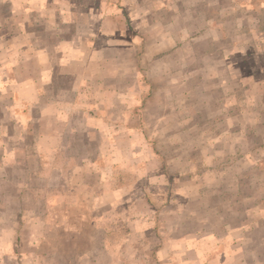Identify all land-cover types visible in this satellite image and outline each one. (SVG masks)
<instances>
[{
    "label": "rangeland",
    "instance_id": "rangeland-1",
    "mask_svg": "<svg viewBox=\"0 0 264 264\" xmlns=\"http://www.w3.org/2000/svg\"><path fill=\"white\" fill-rule=\"evenodd\" d=\"M16 1L23 6L29 4L26 0ZM223 1L226 0H219V7ZM202 2L203 5L196 0H40L39 11L31 12L36 19L34 25L6 28L0 24V35L7 30L20 37L17 42L11 38L10 46L18 53V60L19 57L25 60L27 77L33 76L38 66L46 67L36 60V50H40L41 44L44 59L51 56L50 63H55L61 60L57 58L60 54L64 64L67 63L64 69L73 73L69 81L72 91L65 94L46 90L40 107L31 111L32 115L44 112L46 119L58 118L59 123L54 126L61 135L60 142L77 154L71 167L66 163L67 156H58L62 168L50 174L46 171L50 177L36 181L43 184L41 195L52 205L44 207L50 213L46 226L58 222L53 217L63 215L69 205L71 209L91 206L99 212L97 195L115 185L118 198L123 199L122 206L116 209H124L131 202L133 214L154 212L151 221L145 215L134 218L138 223H132L125 220L129 215L115 217L111 204L101 206L100 211L107 215V238L112 239L119 255L118 264H160L154 251L159 246L158 238L148 232L146 221L152 222L156 232L174 228L180 235L185 230L192 233L195 230L204 237L211 232L223 235L225 229L219 228V220L215 218L219 211L231 209L237 213L246 205L258 206L254 205L259 201L257 185L264 181V123L258 127L247 124L246 119L243 125L249 132L246 131L245 139L237 133L218 138L227 131V123L221 120L227 111L222 110L224 102L221 105V99L218 100L225 93L223 89L219 93L204 87L210 88L222 78L198 75L194 70L200 65L208 70L210 64L223 63L220 56L230 45L233 27L226 28L231 33L224 40L216 43L206 40L209 32L195 21L197 12L210 17L206 8L209 2ZM221 14L224 20L234 19V14L228 11ZM6 15L12 14L5 9L0 11V18ZM29 15L28 7L16 12L14 19L27 23ZM36 34H48L37 49ZM71 35L73 41H64ZM51 37L58 41L54 43ZM71 101L75 106L69 105ZM81 110L86 121L81 120ZM234 119L242 120L240 116ZM13 120L11 117L10 122H0V127L6 133L20 131L22 128ZM43 125L44 129H51L50 123ZM239 126L240 123L234 124L232 131L238 132ZM106 134L113 137L101 139ZM213 139L216 142L212 147ZM61 143L49 140L47 146ZM246 148L253 151L249 165V160L240 155ZM99 149L100 156L96 152ZM89 152L91 164L84 156ZM256 160L259 161L255 166ZM102 164L111 182H99L98 168ZM214 166L220 170L214 171ZM3 173L0 170V206L16 210L14 201L3 202V195L13 186V182L11 187L2 183ZM115 174L121 182L114 181ZM196 174L215 178L203 184V196H195L191 188L182 191L184 181L198 178ZM31 193L28 186L26 195ZM248 194L252 196L250 204ZM182 196L186 202L182 203ZM237 219V215L232 217L229 224H237ZM134 227L139 233L130 237ZM252 227L255 229L248 241L242 234L236 238V258L248 264H264V218L255 221ZM47 253L42 250L44 256ZM207 253L208 258L213 256V252ZM50 262L47 259L44 264Z\"/></svg>",
    "mask_w": 264,
    "mask_h": 264
},
{
    "label": "crops",
    "instance_id": "crops-1",
    "mask_svg": "<svg viewBox=\"0 0 264 264\" xmlns=\"http://www.w3.org/2000/svg\"><path fill=\"white\" fill-rule=\"evenodd\" d=\"M39 1L26 0V3L29 4L23 6V3H18V1L0 0V11L5 9L12 14L0 18L1 26L19 28L27 24L34 25L36 19L33 18L34 15L32 16L33 13L31 12H36L39 9L37 7ZM196 1L202 5L204 4L202 1L209 2L206 3V8L211 13L208 14L210 17H204L202 12H197L195 21L199 23L202 29L204 28L209 32L205 39L210 43L224 40L226 34L229 36V33H231L228 30L226 32V28L233 27L231 38L228 39L230 45L222 51L220 56L223 62L219 65L220 67L217 64H210L208 70H206L203 65H200L194 72L198 75H210V78H222L221 84L215 82L210 88L204 87L205 90H218L219 93L223 89L225 93V97L219 95L218 100L221 99V105L224 102V109L222 110L227 111L226 116L221 117V120L227 123V131L225 132L227 136L222 133L218 138H228L237 133L238 137L245 139L249 132L247 126L243 125L246 119L247 124H257L258 127L264 123V0H226L223 1V4H220V7L219 0ZM28 7L30 15L27 23L16 21L14 19L15 13ZM223 11L234 14V19L224 20L220 16ZM246 13H250L251 17ZM67 24H71V22L67 20ZM44 35L36 34L34 37L35 49L38 48V44L46 41L48 34ZM11 38L17 42L20 37H16L15 34H11L7 30L0 35V43L2 44L0 46V122H10L11 117H13V121L16 124L18 123V126L22 129L16 133L12 131L6 133L0 127V170L4 172L1 181L2 183H8L9 187L12 186L11 182H13L9 192L3 195V202L10 203L14 201L17 205L16 210L5 209V206H0V264H40V262L44 264L47 259L52 261L50 264H118L119 255L112 239L107 238L108 229L105 222L107 221V215L105 212L100 211L101 206L111 204L110 207H115L112 211L115 217L124 216L125 218L126 215H129V219L125 220L132 223H138L134 218L142 216L144 218L145 215L150 220L154 212L148 211L143 215L137 212L133 214L134 209L133 205L130 204L131 202L124 209H116L122 206L120 202L123 199L118 198L116 194L118 185H115L117 187L109 190L105 188L97 195L96 204L99 212H96L95 208L93 209L91 206L85 208V205H79L80 207L77 209H71L69 205V209L66 208L67 210L63 215L58 214L55 216L56 218L53 217L54 220L58 219V222L54 221L53 225L46 226L50 213L48 210H44V207L45 205L47 207L52 205L50 204L51 201L48 202L41 195V191L44 189L43 184L39 185L36 181L39 179L46 181L47 176H49L45 174L46 171L50 174V171L55 172L62 168L59 166L62 159L60 161L58 156H67L66 163L70 166V163H74L73 156L77 154L70 152V147L60 142L61 135L57 134L58 132L54 126L59 123L58 118L55 120L53 118L46 119L44 112L41 111L39 115H32L31 111L33 108L40 107L39 104L46 97L44 94L46 90L64 92L65 94L72 91L73 88L69 81L73 73H69L64 69L67 63L64 64V58L60 54L57 55V58L61 60L55 61V63H50L51 56L44 59L42 54L43 44H41L40 50H36V60L46 67L43 69L38 66L34 70V75L27 77L26 62H23L25 60H22L21 57L18 60V53H14L13 48L10 46L12 43ZM51 38V41H55L54 43L58 41L56 37ZM73 39L71 35L64 41L71 42ZM47 54L49 55V52ZM211 55L213 58V52H211ZM200 56L203 57V54L200 53ZM43 62H46V64H43ZM16 75L18 78L14 77ZM29 75H32L31 72ZM213 97L212 95L211 98ZM69 105L75 106L72 101ZM232 109L235 110V113L231 112ZM79 114L82 115L81 120L83 121L85 112L81 110ZM250 114H254V116ZM234 116H240L242 120H235ZM248 116H251V119ZM43 123H50L51 129H44ZM52 123H54L53 127ZM236 123L237 125L238 123L241 124L238 132L231 129ZM83 135L85 134L83 133ZM112 137V135L106 134L101 136V139L107 140ZM49 140L61 144L48 148L47 143ZM215 140H212V147L216 142ZM82 146L84 149L87 148L85 143ZM212 151L216 154V150ZM96 152L100 156L101 149ZM103 152L106 153L105 148ZM252 153L251 148H246V150L240 152L242 159L249 160L247 165L251 163L249 155ZM84 156H87L91 164L90 152ZM212 157L213 155L210 157L211 161ZM81 161L84 164L86 162L84 158ZM258 161L256 160L255 166ZM77 162H79V159L75 163ZM104 164L98 168V176L101 177L99 182H111L104 170ZM110 168L107 172L110 171ZM213 168L214 171L220 170L218 166ZM249 168L252 169V167ZM113 179L121 182L120 179H117L116 174ZM213 179L215 178L208 179L206 175L198 176V178L191 177L188 181H184L186 183L182 184V191L185 193L187 188H191L194 189V195L197 196V194L202 193L203 184L213 182ZM261 184L257 185L258 193L256 195L258 196L256 197H259V201L254 204L258 205L255 206L256 208L246 205L237 213L230 209V212L219 211L215 215V218L219 220V228L225 229L223 235L218 234V232H211L209 236L204 237L198 232L196 233L195 230L193 233L185 230L180 235V232L175 231L174 228H168V232H156L152 227V222L147 223L146 221L148 232H153L152 236L158 238L159 246H156L154 251L159 256V263L248 264L244 260L236 258L237 246L235 244L236 238L240 234L248 241L250 232L255 229L252 224L264 218V181ZM28 186L32 193L26 195ZM110 195H112L111 198ZM248 195V203L250 204L252 196ZM201 196L203 195L201 194ZM183 197L182 203L185 201ZM236 215L239 218L237 219L238 223L229 224L231 218ZM22 223H26L25 228L21 226ZM172 231L174 234H172ZM138 233L134 227L130 231V237L138 235ZM175 233H178V235H175ZM42 250H47L48 253L44 256ZM207 251L213 252V256L208 258Z\"/></svg>",
    "mask_w": 264,
    "mask_h": 264
}]
</instances>
